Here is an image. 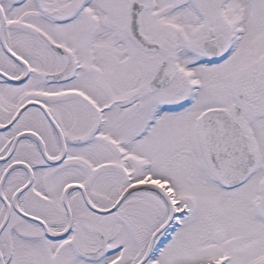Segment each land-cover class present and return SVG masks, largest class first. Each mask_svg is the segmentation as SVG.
<instances>
[{
  "label": "snow or ice",
  "instance_id": "1",
  "mask_svg": "<svg viewBox=\"0 0 264 264\" xmlns=\"http://www.w3.org/2000/svg\"><path fill=\"white\" fill-rule=\"evenodd\" d=\"M0 264H264V0H0Z\"/></svg>",
  "mask_w": 264,
  "mask_h": 264
}]
</instances>
